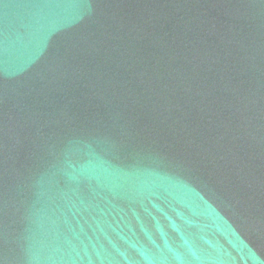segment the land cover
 Wrapping results in <instances>:
<instances>
[{"label":"water","instance_id":"water-1","mask_svg":"<svg viewBox=\"0 0 264 264\" xmlns=\"http://www.w3.org/2000/svg\"><path fill=\"white\" fill-rule=\"evenodd\" d=\"M0 264H264V0H0Z\"/></svg>","mask_w":264,"mask_h":264}]
</instances>
